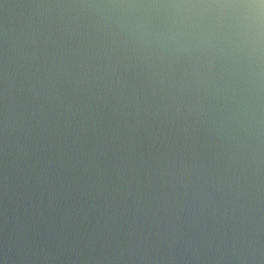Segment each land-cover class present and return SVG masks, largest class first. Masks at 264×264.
I'll return each mask as SVG.
<instances>
[{
    "label": "clouds",
    "instance_id": "obj_1",
    "mask_svg": "<svg viewBox=\"0 0 264 264\" xmlns=\"http://www.w3.org/2000/svg\"><path fill=\"white\" fill-rule=\"evenodd\" d=\"M0 264H264V0H0Z\"/></svg>",
    "mask_w": 264,
    "mask_h": 264
}]
</instances>
